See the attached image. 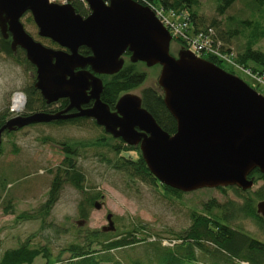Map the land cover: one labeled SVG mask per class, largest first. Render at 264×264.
<instances>
[{
    "label": "water",
    "instance_id": "95a60500",
    "mask_svg": "<svg viewBox=\"0 0 264 264\" xmlns=\"http://www.w3.org/2000/svg\"><path fill=\"white\" fill-rule=\"evenodd\" d=\"M85 2L87 16L70 2L0 0L1 34L11 39L13 51L22 48L35 66V88L47 104L69 101L57 112L12 116L0 127V144L5 131L88 117L113 137L138 146L149 170L167 186L182 192L229 186L251 189L255 181L250 174L255 169L264 173V94L188 49L181 48L174 56L173 36L151 7L136 0ZM27 12L38 34L59 48L46 46L27 32L21 21ZM81 47L91 53L83 55ZM127 51L133 63L161 66L158 85L177 122L173 134L143 106L140 95H121L114 109L101 99L100 75L119 72ZM72 109L76 111L70 113ZM256 208L264 220V199ZM107 219L102 230H115L113 214L108 213Z\"/></svg>",
    "mask_w": 264,
    "mask_h": 264
},
{
    "label": "rangeland",
    "instance_id": "374dc122",
    "mask_svg": "<svg viewBox=\"0 0 264 264\" xmlns=\"http://www.w3.org/2000/svg\"><path fill=\"white\" fill-rule=\"evenodd\" d=\"M220 1L198 0L194 9L199 21H202L204 26L216 21L218 25L214 27L215 31L223 37L228 36L227 33L230 31H235L226 45L234 55L248 44L264 51V37L260 36L264 31V8L255 5L251 0H238L224 14H220L217 10ZM164 14L168 19L174 18L179 22L180 17H176L177 15L168 11H164ZM21 21L27 32L36 40L46 46L59 48V45L38 34V27L29 12L22 16ZM170 48L171 53L177 56L181 45L174 39ZM123 57L125 63L130 61L128 55L124 54ZM222 62L223 68L232 71L264 94V84L259 82V78H254L241 69L240 65L237 67L231 61ZM137 65L148 75L140 87L130 91L140 95L144 87L158 85L161 66L148 67L144 62H138ZM34 74L35 72L29 71L24 64H19L14 57L0 53V111L5 105L11 107L16 92H25L24 87L32 81ZM102 134L108 135L102 126L94 124L91 119L80 124L36 123L3 136L4 151L0 155V172H3V181L8 183L0 189V254L6 248L16 247L29 239L33 246H49L52 261H55L65 246L82 239L86 231L108 226L107 215L112 213L115 231L120 233L132 227L133 223H141L146 226L143 237L147 238L136 246L113 251L114 255L124 264H131L136 258L148 264L150 256L146 251L151 248L149 242L161 237L163 244H172L174 233L186 229L191 224L190 214L193 210L202 212L204 204L211 199L221 203L228 200L239 203L243 201L235 190L229 188L224 192L218 188H202L184 192L178 197L167 195L159 181L155 186L146 181L128 180L125 174L110 168L104 159L107 155L114 157L115 154L109 152L106 147L95 144L96 139ZM60 141L85 143V147L79 149V156H76V165L85 175L84 192L69 183H64L58 200L46 216V223L43 226L41 218H19L18 215L23 212L31 213L38 210L46 201L54 172L65 156ZM122 154L137 159L139 153L131 150ZM253 178L255 184L251 191L263 184L261 180L256 181V176ZM97 192L102 196L94 203H99L100 208L87 203ZM9 199L12 201V207L6 209ZM80 202L86 204L87 218L80 215ZM231 224L264 241V226L256 220L240 217ZM68 257V252L61 253V264H67ZM32 264H48V261L38 256ZM154 264L160 262L154 261ZM186 264L209 263L198 259L187 261Z\"/></svg>",
    "mask_w": 264,
    "mask_h": 264
},
{
    "label": "trees",
    "instance_id": "16d2710c",
    "mask_svg": "<svg viewBox=\"0 0 264 264\" xmlns=\"http://www.w3.org/2000/svg\"><path fill=\"white\" fill-rule=\"evenodd\" d=\"M108 1V0H107ZM147 6L160 7L165 11H170L186 18L188 24L184 28V32L188 35H195L199 32L210 34L211 38L222 42V50L231 52L226 45L229 37L235 34V31H230L228 36H220L215 28L218 23L213 21L211 24L204 26L202 21H199L195 6L198 0H136ZM238 0H221L217 6L218 13L224 14ZM255 5L264 8V0H251ZM76 12L83 16H87L90 12L84 0H69ZM31 20V17L28 18ZM209 30H212L210 33ZM237 31V30H236ZM264 37V31L260 34ZM181 48L186 49L187 39L182 36L174 37ZM52 41V40H51ZM53 42V41H52ZM53 44L57 45L55 42ZM80 52L83 55H89L91 50L87 47H81ZM0 53L14 57L19 64H24L29 71L36 72L35 66L32 65L22 48H17L15 51L11 48V39L4 38L0 31ZM233 53V52H231ZM125 55L130 56L127 51ZM234 55V53H233ZM206 59L215 62L222 67V60L215 56H205ZM235 62L245 68L251 69L254 73L264 74V51L259 50L253 45L248 44L242 51L234 55ZM138 62L129 61L125 63L122 69L113 75H100L103 79L104 86L101 93V99L114 109L119 97L133 89L140 87L147 79L148 75L144 70L139 69ZM232 72V71H231ZM233 73V72H232ZM35 74L32 81L24 87L26 101L21 114L28 115L36 111L57 112L68 106L67 98L59 99L57 102L47 104L42 97L40 91L35 88ZM143 106L155 117L157 122L167 132L173 134L177 130V122L170 113L164 103V95L159 85L147 86L141 90L140 94ZM92 101L87 105L90 106ZM73 109L70 113L75 112ZM12 113L11 107L5 105L0 111V127L10 119ZM88 117H71L67 119L54 120L46 122L47 124H65L75 123L80 124L86 120H91ZM94 124L95 120L92 119ZM31 125V124H30ZM97 125V124H96ZM28 126V125H27ZM24 128V127H23ZM19 128L14 131L21 130ZM14 131H5L3 136ZM3 138V137H2ZM59 144L64 152V158L54 172L51 182V187L46 201L42 206L31 213L23 212L18 215L19 218L38 219L41 218L42 226L46 223V216L49 215L51 209L58 200L59 192L64 183H69L75 188L83 191L85 175L79 170L76 165V156H79L80 147H85L83 142H68L60 141ZM95 144L106 147L109 152L115 154L114 157H104L108 166L118 172L126 175L128 180L146 181L153 185H161L167 195L180 197L184 192L167 186L160 182L158 178L149 170L141 150L138 146L126 144L121 138H115L112 135L102 134L95 141ZM14 146L17 149L16 144ZM16 149H14L16 151ZM138 151V158H128L122 154L125 151ZM2 143L0 144V155L3 153ZM105 154V153H103ZM52 172V170H50ZM3 172H0V189L7 186L8 181H3ZM256 176V181L261 180L263 184L258 189L251 191L242 190L236 186L219 187L222 192L233 189L240 198H243L242 203L228 200L227 202H219L216 199H211L204 204L203 211L198 212L193 210L190 214L191 224L184 230L174 233L171 241L172 244L165 245L159 237L158 240L149 242L151 248L148 252V264H154L157 261L160 264H186L187 261L202 259L209 264H264V241L260 240L250 233L238 228L231 223L240 217H250L264 226V220L257 213L256 205L259 200L264 199V173L259 169H255L250 177ZM84 192V191H83ZM1 193V191H0ZM102 195L97 192L92 198H89L87 203L93 205L95 200ZM9 199L6 204V209L12 207ZM9 211V210H8ZM80 215L84 218L88 217L85 202L79 203ZM81 230V228H79ZM146 226L141 223H133L129 229L118 233V231H103L101 229L86 231L82 239L69 243L62 249L55 261H52V252L47 245L33 246L29 239L16 247L6 248L0 254V264H32L38 256L47 259L48 264H61V253L68 252L69 257L66 260L67 264H124L122 260L114 255L113 251L129 248L138 245L147 240L145 235ZM131 264H145L141 259L132 260Z\"/></svg>",
    "mask_w": 264,
    "mask_h": 264
},
{
    "label": "built area",
    "instance_id": "2783aa9c",
    "mask_svg": "<svg viewBox=\"0 0 264 264\" xmlns=\"http://www.w3.org/2000/svg\"><path fill=\"white\" fill-rule=\"evenodd\" d=\"M67 2V0H64L63 3ZM151 7L159 17V19L162 21V23L169 29L170 33L173 37L182 36L183 38L187 39L186 49L190 50L191 52L195 53L198 56L205 57V56H215L219 58L222 61H231L233 64H235L237 67L239 64H237L234 60L233 53L223 51L221 46L222 42L220 40L214 41L211 38L210 34H205V32H199L195 35H188L183 30L185 26L188 24L186 21V18L180 17L179 22L176 21L174 18L172 20L168 19L166 15H163V12L165 11L162 8H157L154 6ZM170 11H168L169 13ZM173 15V12H170ZM210 33H212V30H209ZM241 66V65H240ZM241 69L245 70L248 74L253 76L254 78H259L260 83L264 84V74L254 73L251 69L245 68L243 66L240 67ZM26 101V96L24 92H16L13 95L12 98V104H11V110L14 114L20 113L22 109L24 108Z\"/></svg>",
    "mask_w": 264,
    "mask_h": 264
},
{
    "label": "flooded vegetation",
    "instance_id": "af4514ba",
    "mask_svg": "<svg viewBox=\"0 0 264 264\" xmlns=\"http://www.w3.org/2000/svg\"><path fill=\"white\" fill-rule=\"evenodd\" d=\"M72 110H73V109H72ZM72 110H71V111H72Z\"/></svg>",
    "mask_w": 264,
    "mask_h": 264
}]
</instances>
